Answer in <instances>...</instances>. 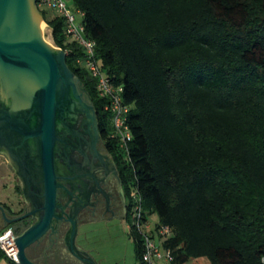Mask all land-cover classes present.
<instances>
[{"label": "trees", "instance_id": "trees-1", "mask_svg": "<svg viewBox=\"0 0 264 264\" xmlns=\"http://www.w3.org/2000/svg\"><path fill=\"white\" fill-rule=\"evenodd\" d=\"M74 3L97 59L132 106L128 151L108 138L96 82L76 64L82 52L67 42L64 20L42 14L55 45L72 48L67 65L118 167L138 263L147 264L149 234L133 223L136 212L140 224L156 214L159 233L170 230L160 234L170 264H264V0ZM31 225L27 217L8 226L20 235Z\"/></svg>", "mask_w": 264, "mask_h": 264}, {"label": "water", "instance_id": "water-1", "mask_svg": "<svg viewBox=\"0 0 264 264\" xmlns=\"http://www.w3.org/2000/svg\"><path fill=\"white\" fill-rule=\"evenodd\" d=\"M32 1L36 13L43 18L36 0ZM66 57L64 50L52 47L35 32L29 0H0V78L10 83L15 95H24L29 103L26 118L9 117L7 123L13 130L14 139L23 138L21 144L17 142L19 139L14 140L15 145L19 144L21 148L32 141L42 184V214L16 239L18 264H39L27 251L47 233L57 217L55 146L58 119L67 122L73 106L78 104L93 124L98 123L94 105L83 99L82 82L68 67ZM83 89L92 102L87 90ZM0 209L7 226L33 214L27 212L9 219L4 208L0 206Z\"/></svg>", "mask_w": 264, "mask_h": 264}, {"label": "flooded vegetation", "instance_id": "flooded-vegetation-1", "mask_svg": "<svg viewBox=\"0 0 264 264\" xmlns=\"http://www.w3.org/2000/svg\"><path fill=\"white\" fill-rule=\"evenodd\" d=\"M83 88L82 83L83 99L93 105ZM57 136V217L47 233L27 252L39 264H83L81 261L93 264L89 254L78 244V226L90 213H123L124 210L126 218L128 201L118 167L104 145L98 123L93 124L80 105L73 106L67 122L58 119ZM16 139L22 143L21 138H13ZM7 150L13 152L15 176L22 183L27 202L23 213L16 216L31 212L29 218L33 224L42 214L43 199L41 170L33 153L32 141L23 144L20 151L9 147ZM21 222L16 221V225ZM5 225L6 221L1 218L0 227Z\"/></svg>", "mask_w": 264, "mask_h": 264}, {"label": "built area", "instance_id": "built-area-1", "mask_svg": "<svg viewBox=\"0 0 264 264\" xmlns=\"http://www.w3.org/2000/svg\"><path fill=\"white\" fill-rule=\"evenodd\" d=\"M38 7L47 6L54 10L55 15L64 20V36L67 42L76 46L82 52L81 55L75 57L78 66L85 68L96 82L98 97L103 101V112L108 115L111 130L108 138L116 142L121 149L128 151L129 144L133 139L131 127L129 124V115L132 106L124 101V87L116 85L111 77L107 75L102 67L101 62L96 57L94 40L89 39L85 35V27L83 23L77 24L74 14L67 7L65 0H38ZM37 2V0H36ZM82 12V11H81ZM83 16L84 13L82 12ZM57 49L64 50L55 46ZM66 55L72 52V48L64 50ZM133 223L139 228L149 229V223L140 224V213H135ZM164 237L170 235L168 228H162L160 233ZM18 235L12 227L6 226L0 232V252L6 258L14 263H19V250L16 244ZM173 253L171 249H165L163 255L160 245L156 243L155 235L146 237V251L144 260L147 264H170L173 261Z\"/></svg>", "mask_w": 264, "mask_h": 264}, {"label": "rangeland", "instance_id": "rangeland-1", "mask_svg": "<svg viewBox=\"0 0 264 264\" xmlns=\"http://www.w3.org/2000/svg\"><path fill=\"white\" fill-rule=\"evenodd\" d=\"M68 10L74 14L76 23L83 22V14L75 5L74 0H65ZM41 12H45L48 18L54 16L55 12L47 6L39 7ZM39 20L46 24V29L41 33V38L56 48L52 37V30L39 15ZM85 69V68H84ZM86 70V69H85ZM86 101V100H85ZM109 130L111 125L109 123ZM3 158H0L2 162ZM21 184L15 176V170L6 163L0 164V200L12 199L11 206L15 213L24 211L27 207L24 195L15 194L13 185ZM17 195V196H16ZM125 206V202H123ZM150 228L144 232L155 235V240L165 255V248L162 246L161 237L157 225L159 218L156 214L148 216ZM78 244L89 254L93 264H139L135 255L134 241L129 234V222L123 213H90L85 220L78 226ZM162 264L166 262L161 260ZM81 263L86 264L81 261ZM0 264H14L5 256L0 255ZM187 264H211L207 257L190 260Z\"/></svg>", "mask_w": 264, "mask_h": 264}, {"label": "crops", "instance_id": "crops-1", "mask_svg": "<svg viewBox=\"0 0 264 264\" xmlns=\"http://www.w3.org/2000/svg\"><path fill=\"white\" fill-rule=\"evenodd\" d=\"M28 108V99L24 97V95H15L10 83L0 78V158H3L0 164L6 163L13 169L15 164L14 160L12 159L13 152L9 153L7 147L11 148V150H16L17 148H20V145H15V141L13 140V130L11 129V127H9L7 120L9 117L11 118L13 116L21 119L24 117L26 118L28 115ZM17 186L21 187V189L23 187L21 184L19 185L14 183L13 190L15 194H19V192L17 191ZM20 194L24 195L23 189ZM11 202L12 199L10 198H8L7 200H0V206L4 208L5 213L9 219L17 217L14 214L12 215V213H15V211L11 206ZM1 218L3 219L4 217L3 212L0 209V219ZM6 226L7 225L0 227V230L4 229ZM0 255L4 256L2 252H0Z\"/></svg>", "mask_w": 264, "mask_h": 264}, {"label": "bare ground", "instance_id": "bare-ground-1", "mask_svg": "<svg viewBox=\"0 0 264 264\" xmlns=\"http://www.w3.org/2000/svg\"><path fill=\"white\" fill-rule=\"evenodd\" d=\"M29 9L32 18V24L36 33H43L46 29V24L39 20L38 14L33 7V1L29 0Z\"/></svg>", "mask_w": 264, "mask_h": 264}]
</instances>
